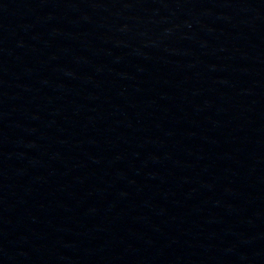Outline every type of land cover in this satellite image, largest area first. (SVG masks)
I'll return each instance as SVG.
<instances>
[{
	"label": "water",
	"instance_id": "95a60500",
	"mask_svg": "<svg viewBox=\"0 0 264 264\" xmlns=\"http://www.w3.org/2000/svg\"><path fill=\"white\" fill-rule=\"evenodd\" d=\"M0 264H264V0H0Z\"/></svg>",
	"mask_w": 264,
	"mask_h": 264
}]
</instances>
